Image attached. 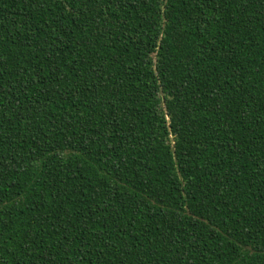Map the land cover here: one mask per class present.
<instances>
[{"label":"trees","instance_id":"16d2710c","mask_svg":"<svg viewBox=\"0 0 264 264\" xmlns=\"http://www.w3.org/2000/svg\"><path fill=\"white\" fill-rule=\"evenodd\" d=\"M0 264H264V0H0Z\"/></svg>","mask_w":264,"mask_h":264}]
</instances>
